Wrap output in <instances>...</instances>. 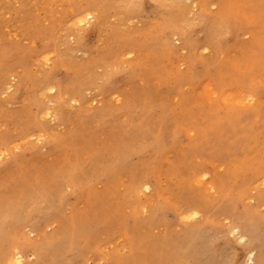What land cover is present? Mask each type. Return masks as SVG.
<instances>
[{
  "label": "rangeland",
  "instance_id": "obj_1",
  "mask_svg": "<svg viewBox=\"0 0 264 264\" xmlns=\"http://www.w3.org/2000/svg\"><path fill=\"white\" fill-rule=\"evenodd\" d=\"M4 1H6V2H4ZM8 1H10V0H0V16L2 17V18L0 17V40H2V41H0V43L6 46L5 47L6 49L4 50L5 53L0 48V59H1L0 60L1 61L0 62V67H1V69H0V85H4V84L9 83L11 81L10 79L11 78L13 79L14 76H16V74L17 75L18 74L23 75V72H25L23 76L28 81V84L26 85L28 87V88H26L28 91H26L25 96H27L29 98L31 95H32L31 97H34V96L36 97L37 94L38 95L40 94L39 93L40 88L42 87V85L40 86L41 81L39 79H41L43 77L42 75L45 71L50 69L51 63L53 62V59H54V54L57 51L59 53L62 52L61 54H63V57H68V59L70 56H72L71 58H73V59L70 58L71 63H68L67 58H64L63 61L66 60V61H64V65H66V66L72 65V67H70V68L67 66L66 69L72 68L73 72L74 71L76 72V70H80L81 68L84 70L85 66L87 65L86 64L88 61L87 59L89 58V55L86 56V54H85L87 49H89L92 46H95L97 48H96V50H94V53L91 55V56H93V58H92L93 61L90 63L88 62V64H91L92 68H91V66H89L88 69H86V71L84 70L86 72V74L81 73L79 71H78L79 73L77 72L78 74H81L83 77V79L80 77L82 79V81L81 80L80 81L78 80V81H79V83H81L80 89H81V91H83V94H85V96L83 95L85 99L81 103H79V102L75 103V104L72 103V106L74 108H78V109L83 111L82 114L84 116L80 120L81 123H83L88 118L87 121H85L83 124H81L80 122H78L77 124L74 123L75 125L65 124V123L60 124L59 122H56V121L51 122L50 119H48V118H47V120H48L49 124L47 123V120L44 121L45 124H47L46 127L48 129H50L48 131L49 133L57 135L58 137L63 138L65 140V142H66L65 144L68 145L67 150H66L67 151L66 155H64V151H62V150L57 151V152H52L50 150H47L46 148H42L43 141L42 142L37 141V143H35L37 140L36 135H39V131L37 129H34L33 126L31 125L30 121L28 120V115L25 113V106L21 105V104H11L10 94L13 92V90H12L13 88L6 90L5 92H3V90H0V116L1 117L3 116L2 118H0V125H2V126H0V137H1L0 138V142H1L0 148L9 149L12 146L14 148L18 147V148H15L14 151L19 153L21 149L26 148V147L27 148L30 147L32 145V143H34L38 147H40V152L37 154H32L30 152L27 153V159H29L28 163L25 162L24 164H17V165L14 164L11 167H9V169L7 170L9 172V174H8V172L4 173V174H0V196H1L0 197V204L1 205L4 206L7 204L6 199L8 197L9 198L11 197L10 199L13 202L18 200V199L23 198L22 197L23 193H24V195L27 194V196H30L32 193L34 194L38 191H47V192L51 191L50 193L54 197L57 194V192L60 190L61 185L58 184L59 182L54 183L53 181H51L52 180L51 176L56 171H63L64 169L66 170L65 167H68V165H66L67 162L68 163H70V162H72V163H84L87 165V169L92 170V171L97 170V169L99 170L100 168H102V166L104 167L110 161V156H112L116 152H121L126 147H132L133 145L136 144L137 138L142 139L143 137L150 134V132H158L161 128L160 127L161 121L157 120L159 110H160L161 106H166L168 108L170 117L172 116L171 118H169L170 120H168V122L169 123L171 122V123L169 124L167 122L164 125L166 131L168 132L175 124H180V125L186 126L187 130H190L192 132V134H195L196 138H198V139H200L202 136H204L210 132H214L217 135V139H218L219 127H222L223 130L221 133L225 137H227V134H229L233 129H235L237 127V122L235 120V117L242 115V119H243L242 124H244V127H242V141L244 142V143H242V152H236V151L230 150V149H227L224 151V149H221L219 147L216 148L218 150V152L220 153L219 155H218L217 151L213 148H211V149L205 148V150H207L206 152H205V150L200 151L199 147L202 145V143H193L190 138H188V141H187L189 143H184V145H183L184 150H185L184 153L179 151V147L171 146L172 147V149H170L171 152L167 155V158H168L170 164L164 165L160 169V172H159V174H160L159 175L160 176L159 184L161 186L160 197L156 196L155 194H150V192H145V193H143V195L140 194V196L136 197L137 199L136 198L132 199V201H133V202H131L132 205L136 202L137 203L140 202L141 205L145 204V205H147V207H149V209H151L152 206H154L155 204H159V201L162 200L164 202L165 201L169 202L170 204H172L174 206L181 207L184 210L187 208H190V207H193L198 211L206 209L207 214L209 216H211V220L215 223L216 227H218V228L224 227L225 228L226 225H228L229 223H232L231 214H229V212H227L225 210V207H219L217 205L212 206V204H211L212 201L218 202L220 200V198H219L220 195L223 194L224 197H226L229 200L235 198L236 196H240L241 203H240L239 208L242 211H244V210L245 211H252L254 214H256L258 216H264V201L262 202L259 200V196L261 194H264V186L255 188L254 185L256 184V182H254V180H253V177L256 176L258 172L263 173L261 178H264V129H261L258 122H257L260 118H262V116H264L263 115L264 104H263L262 98H256V103L248 105V107H245L243 109L234 108L233 110L230 111L226 107L219 106L213 112L209 111V109H207V108H210V105L208 107V105H207L208 101L205 97L206 94H204L205 92L203 89V84H201V82H202L201 80H203V77H201L199 80H197L198 82H196V84L190 85V81H187L188 76L186 75V73H187L188 65H189V54H190L189 51L187 49L184 50L182 47H180L179 41H174L175 43H173V44H175L176 47H180L178 55L175 58H168V57L160 56L159 55L160 51L158 50V47L156 45L157 44V38L154 36V34L148 32L147 29L145 30L144 22L140 21L138 18H136L132 14L126 15L125 17L122 18L115 11L111 10L110 13L105 16L106 25L104 23L103 27L106 26V29H105V27L104 28L102 27V31H101L102 33H100L99 35H97L94 31H90L87 26H83V27L82 26H80V27L74 26L73 24H71L72 22L71 23L70 22L62 23L60 26H64L65 30L63 33H61L59 31L60 26L57 23L51 21L48 10L46 8H44V6L41 5L42 3L40 4L39 1L27 0L28 2H26V0L25 1L24 0H15V1L19 2V5L14 0H11L10 2H8ZM213 1L216 3V5L212 6L210 8V10L212 9L211 11L216 13L219 11V8H220L218 5L223 4V0H213ZM224 1L227 2L228 0H224ZM11 2H14V3H11ZM28 3L30 4V6ZM34 3L35 4L37 3V4L35 5ZM229 3L231 4V6H233L234 10L241 11L245 17H249L250 19H256L257 17H259L258 18L259 21L258 20L256 21L258 24H256V22H255V24L258 25L257 26L258 30H256L257 33L255 32V35H257V36H256L255 42L253 41L257 45L255 47L251 46V44L253 42H251V44L249 43L250 38H248V36L243 37V40L245 42V47L248 49H246V50L243 49L241 52H239L240 58L231 62L230 64H228V65H230V68H228L227 66L223 68V70L225 72V76L219 77L217 74H215L214 77H212L213 78V84H214V87L216 88L217 87L216 83H218V84L224 83L226 85V88H227L229 82H240L242 84V87L247 92H252L256 88H264V0H238V1L237 0H229ZM20 4L26 5L28 10H30V12H32V10H33V13H31V15H32L31 17L26 16V14H23L22 11H20ZM16 5H17V7H15ZM34 5L36 6L37 9L35 8ZM5 10H8V11H5ZM34 12H36V13H34ZM13 13L14 14L16 13L15 16ZM46 14H48V15H46ZM188 14H189V17H188ZM188 14H187V19L189 20L188 24H191V25H188L186 28H187V30H190V29H193L195 27L196 14H195V11L193 12V10L190 11ZM246 14H248V15L246 16ZM20 16L26 17V20H25V18L20 17ZM6 17H8V19H6ZM132 18H134V19H132ZM2 19H4V20L1 21ZM108 19H109V22H107ZM128 20H130V21H128ZM21 22H23V24ZM9 23L13 24V26H11V24L9 26ZM68 23H69V25H68ZM28 24H30V25H28ZM108 24L111 28L108 26ZM141 26L144 28H142ZM78 28L80 30H78ZM131 28H133L134 30H132ZM126 29L131 30V31H126ZM110 30H112V31H110ZM117 30H119V31H117ZM140 31H141V33H140ZM72 32H73V35L71 34ZM145 32H146V34H145ZM13 34H18V35L16 36ZM59 34H60V36H59ZM98 36H100V38ZM37 37H38V39H36ZM122 37H123V39H122ZM98 38L100 40L102 38V40L101 41L99 40V42H95L98 40ZM138 38H139V40H138ZM153 39H154V42H153ZM24 40H26V41H24ZM36 40L38 42H36ZM63 40H64V42H62ZM145 40L147 43L149 41L150 42L147 44L145 42ZM77 41H78V43H79V41H81L84 44H83V46L81 45L83 48L81 46H79L77 48L79 51L76 50V52L77 51L78 52L76 54H74V57H73V54H72L73 52L72 53L69 52V49H70L69 46L75 45V43H77ZM1 44H0V47H1ZM61 44H63V45H61ZM151 44H153V47ZM32 45H34V46H32ZM118 46H120V47H118ZM17 48H18V50H17ZM19 50L21 53L17 52ZM26 50L29 52H27ZM9 51L12 54L9 53ZM25 51L27 53H25ZM33 51H34V53H33ZM141 51H142V53H140ZM236 51H234V52H236ZM66 52H68V53L66 54ZM148 52H150V54L152 56L150 58V61L145 60L146 61V67L149 66L151 69H153L154 72L143 74L142 77L138 80L134 79V80H128V81H125L123 83H120V84H118L119 88L117 90L111 89L108 93H106V95L105 94L101 95V93L98 91V89H95V86L88 84V81L91 78H99L97 81L98 84L99 85L103 84V82L106 79L105 75L110 70L108 67H105V66L116 64L119 66L120 70L126 71L128 69L129 64H133L135 62L143 61V59H144L143 57H146L145 55ZM52 53H54V54H52ZM20 54H21V56H20ZM22 54H24V55H22ZM27 54H29V55H27ZM47 54H49V55H47ZM84 54H85V56H84ZM102 54H104V55H102ZM121 54L122 55L124 54V55L122 56ZM154 54H156V55H154ZM43 55L47 56L48 62L45 61V59L43 58L44 57ZM215 55H218V57H217L218 60H220L221 58H223L224 60L226 59V57H224L223 55H221L217 52L215 53ZM31 56H33L34 58ZM121 56H122V58H121ZM213 56H214V54H213L212 49L208 50L207 52H205V51L202 52L200 54V56H198V62L200 64V66H202L204 64V62L207 61V62H205L206 66L211 67L210 64L214 59ZM19 57H20V59H19ZM50 58H51V61H49ZM35 59H37V60H35ZM38 60H40V61L43 60V63L39 61L40 64H38V62H37ZM79 60L83 61V62L79 63ZM10 62H12V64ZM19 62H20V64H19ZM33 62L35 64H38L39 66L35 65ZM96 62H97V64H96ZM99 62H101V63H99ZM77 63H79L78 64L79 66L76 65ZM1 64H2V66H1ZM37 67H38V69H37ZM77 67L79 69H77ZM31 68H32V71H31ZM7 69H8V71H7ZM39 69H40V71H39ZM72 69L70 71H72ZM4 70H5V72H3ZM41 70L43 71L42 74H41V72H42ZM93 70L96 73L93 72ZM91 72H93V73H91ZM32 73H33V75H32ZM170 74H172V77H175L178 79L176 81L177 85L173 82L172 78L170 77ZM88 75L90 76V78H87ZM201 75H202V72L199 76H201ZM117 76H119V75H117ZM31 77L35 78L34 84L32 83ZM120 80H122V79H120ZM33 81H34V79H33ZM37 84H39V85H37ZM83 84H84V87H82ZM173 84H175V85H173ZM33 86H34V88H33ZM38 86H39V88H38ZM4 87H6V86L4 85L3 88ZM29 87H31L32 89L31 88L29 89ZM93 89H95V91ZM134 89H137V91ZM154 90H156L155 91L156 93L154 92ZM72 91L73 90L71 89L70 93H73ZM84 91H86V92L84 93ZM139 91H140V93H139ZM199 92H201V93L199 94ZM48 94H46L45 97H48ZM153 94H154V96H153L154 98L158 97L157 99L155 98L156 101L152 98ZM70 95H72V94H70ZM118 95H119V97H118ZM163 95H164V97H163ZM49 96L53 97L54 95L49 94ZM124 97H127L128 101ZM144 97H146V98H144ZM48 98H46V99H48ZM129 98H131V99H129ZM120 99H122L123 101ZM150 99L151 100L153 99V101H151ZM129 100L131 102H129ZM204 101H205V103H204ZM126 102H127V104H125ZM163 102H164V104H163ZM166 102H168V103H166ZM121 103H123V105ZM155 103H157V104H155ZM78 105H80V106L78 107ZM132 105L135 107L137 106L138 108L148 107L147 105H149V107L153 106L151 108H152V113L154 114V117L151 118L149 116V118H147L148 120L145 122V124L142 125V127L140 129H137V128L135 129L134 124H133V119H134L133 117L128 118V120H125L126 117L122 114L123 110H125L128 106H132ZM82 106H83V108L84 107H86V108L83 109ZM16 108H18V109H16ZM117 108H119V109L117 110ZM158 108H159V110H158ZM6 110H8V111H6ZM18 112L20 115L18 114ZM155 112H156V115H155ZM173 113H175V114L178 113V114H176V115L174 114V116H173V115H171ZM6 114H8V115H6ZM99 115H101V116H99ZM18 116H20V117H18ZM176 116H178V117H176ZM98 117H100V118H98ZM105 117H107V118H105ZM117 117H118V120H117ZM155 118H156V120H155ZM4 119L7 121V122L5 121L6 123H4ZM174 120H176V121H174ZM13 121H15V122H13ZM105 121L107 123H105ZM95 122H97V124ZM3 123H4V125H3ZM23 123H24V126H23ZM27 123L30 125V127H28L29 125H27ZM90 123H91V125H90ZM121 124H123V125H121ZM151 124H153V125H151ZM154 124H155V126H154ZM76 125H78V126L75 127ZM162 125H163V123H162ZM25 126H26V128H24ZM67 126H69V127L67 128ZM83 126H84V128H82ZM122 126H125V127H122ZM13 127H14V130H13ZM90 127H92V129H95V130L92 131ZM102 127H103V129H101ZM104 127H105V129L107 127V130H105ZM144 127H147L148 129L144 128ZM29 128H31V129H29ZM78 128L79 129L82 128L81 130H83L85 132H83L81 130H77ZM87 129H90L91 131L87 130ZM108 129H110L109 131H111V132H109ZM150 129H152V130H150ZM115 130L118 132L117 134H115L116 133ZM138 130H139V132H138ZM23 131L24 132L28 131L27 133L30 135V137L28 139L23 140L21 137H19ZM95 131H97V132H95ZM127 131L128 132L131 131V132L127 133ZM144 132H146V133L144 134ZM111 133H112V135L114 133V135L112 136ZM61 134H63V135H61ZM79 134H81V135L79 136ZM107 134H109V135H107ZM137 134L141 135V136H138ZM4 135H7V137L9 138V141H10L9 144H7V143L3 144L2 136H4ZM76 135H78V136H76ZM115 135H116V138H115ZM229 135L232 138V134L230 133ZM63 136H65V137H63ZM110 136L112 139L111 142H109ZM129 137H130V139H129ZM72 138H74V139H72ZM133 138H135V139H133ZM20 139H22V140H20ZM131 139H133V140H131ZM15 140H16V143H15ZM84 140L85 141L88 140V141L85 142ZM23 141H26V142H23ZM76 141H78V142L76 143ZM122 141L124 142L125 145L122 144L123 143ZM131 141H132V143H131ZM78 143H79V145H78ZM83 143H84V145H83ZM114 143H115V145H114ZM120 143H121V145H120ZM1 144H3V145H1ZM111 144H112L113 148L111 147ZM217 144H218L217 146H220V143H217ZM5 146H7V147H5ZM98 146H100V147H98ZM197 146H198V148H195ZM72 147H73V149H72ZM76 147H79V148L76 149ZM92 147H94V148H92ZM87 148H89V149L87 150ZM7 149H4V150L7 151ZM99 150H100V152H99ZM113 150H114V152H112ZM82 151H84V152H82ZM68 152H69V155H68ZM85 152L88 154L91 153L92 155H95L96 156V157H94L95 162H94L93 158H90V157H92V155L90 154L88 156V154H86ZM108 152H109V155H108ZM79 158L81 159V161L79 160ZM100 158H104V159L101 160ZM72 160H74V161H72ZM91 160H92V162H91ZM132 160L134 161L132 163L137 162V159L135 157L134 158L132 157ZM98 162L99 163L101 162L102 165H101V163L99 164ZM202 168H205L210 172L211 176L209 177L208 182L211 183V181H212L213 186H214L213 190L206 191L203 188H201V186L197 185L195 182L193 183V181L196 180V174ZM33 169H34V171H33ZM36 169L37 170L39 169V170L37 171ZM21 170H23V172ZM10 171H12L13 173ZM134 171L135 172L133 174L138 173L136 175V179H135V181L138 182V180L141 178V174H142L143 170L139 169V170H134ZM45 172H47V173H45ZM130 172H133V171L124 170L121 172L122 173V178H121L122 182L120 185H118V183H116L114 181H103V182L98 181V182L93 183V186H94L93 192L94 193L92 195L94 197V201H96L97 203L94 204V206H92V208H90V209L85 208L83 210L84 221L90 225H94L95 228H97L98 230H100L101 228L103 230L98 231L99 233L96 237L97 239L94 238L95 240L87 238L84 236V234H81L80 238H79L80 240L78 239L79 243L82 244V243L87 242L89 248H98L99 247L100 249H102L104 251V253L106 255H108V253H110V251L112 252L114 250H117L122 254L128 253V250H129L128 243L130 241V237H127L126 234L124 233L125 232L123 229L124 226L122 224H119V223L115 224V222H113V221H115V220L119 221L118 220L119 217L123 218L122 215H124V217H125L131 211L129 203L127 204L128 199H126L124 201L122 196H121L122 192L125 193L126 184L130 181L129 180V177H130L129 173ZM25 174L28 176H26ZM25 177H28V178H25ZM138 177H140V178H138ZM7 178L9 179V181H11L13 187L15 186L14 188H17L15 190H13L14 192H11V195H9V192H7L5 189H3V187H4L3 185L6 183ZM210 178H212V180ZM27 179L29 181H26ZM20 180H22L23 182ZM29 182L30 183L33 182L35 185L33 183L30 184ZM18 184H20V187ZM39 184H41V186ZM55 184H56V186H55ZM17 185H18V187H17ZM34 186L36 187L35 189H33ZM44 186H46V187L44 188ZM107 186H109V187H107ZM114 186H115V188H114ZM21 187L26 188V189L29 188L30 191H29V189H27V190L22 189ZM51 187L54 189L53 192H52ZM58 187H59V189H58ZM19 188H21L20 191H18ZM46 188H48V189H46ZM56 189H58V190H56ZM13 193H16V194H13ZM12 194H13V196H12ZM17 194H18V196H17ZM4 197H5V199H4ZM105 198H106V201H105ZM107 198H108V200H107ZM2 200L6 204H3ZM121 205H122V207H121ZM83 206H88V205L84 204ZM119 208H121V210ZM57 209H58V207H57ZM91 210H93V212ZM118 210H119V212H117ZM151 212L146 213V211H143L141 209V207L137 208L136 214H137V218H138V224L136 225V231H135L136 234L135 235L133 234V235L136 237L139 236L137 238L142 240V241H146V242L149 241V249L151 247L152 251L148 249V251H151V253H148V251L146 253L148 254L147 257L153 259V261H152L153 264H162V263L167 264L165 262L167 255H165L166 256L165 257L163 254V250H162V249L165 250V248L161 247V246H163L162 242H163L164 237L170 236V237H173L174 239L183 238L184 237V232H183L184 229L198 227L199 225H201L202 217L198 216L196 219L190 220L187 223H179L177 221L172 220V223L170 224L171 219L173 218V216L170 215L168 218V221H169L168 227L162 226V225H154L153 227H151L147 224V220L149 218L148 215H151ZM112 215H115L116 219L113 218ZM58 216H60V218L58 217L59 218L58 220L62 221L64 223V225L67 224V225H65V228L67 227L68 229L70 227H72V225H73V223H75V221H77V219H75V217L70 216V214L68 213V210L64 213L59 212ZM98 218H99V220H98ZM106 221H109L111 223L113 222L112 224L114 225L113 226L111 224L112 228L110 230H108V232H105ZM71 223H72V225H71ZM52 227H53L52 230L54 228H57V227H55V225H53ZM67 228H66V230H67ZM207 229H209V230L207 231ZM52 230H51V228H48L45 233L51 234L50 232ZM134 230H135V228H134ZM203 230L205 232L206 238H205L203 245L200 246L201 249L199 250V251H201V254L203 255V256L200 255L201 259H207V260L211 261L212 263L220 262L218 264H226L227 260L229 261V259L235 258L233 256V254H231V251L228 250V248L225 246V242H224L225 236H224L223 232L217 231L216 229H214L210 225H206ZM29 231L30 230H27L26 234H28L31 241L32 240H39V238L36 236L35 233H33L32 231H30V232ZM112 234H114V235H112ZM111 236H114V237H112V239H111ZM142 236H143V238H142ZM234 236L237 237V235H234ZM155 238H157V239H155ZM92 241H94V242H92ZM152 241H154V242H152ZM156 241L158 243L161 242L160 245H156V243H157ZM197 243H200V241L198 240ZM152 245H156V246H153L156 251L153 249ZM233 245H234V242H233ZM210 247H215L216 252L219 255H221V258H217V254H215L214 252H211L209 250ZM159 248H161V249H159ZM174 248H177V249H174ZM229 248H231V247H229ZM157 249L160 250V251L158 250V252L160 253V256H164V257H161V258H159L160 256L157 257L158 256ZM174 250H177V251H174ZM235 250L237 253L236 257L241 261L242 256H243L241 245L236 244ZM153 252H154V254H153ZM181 252H183V251H179L178 246H176V247L172 246V249L169 248V251H168L169 255L175 256V258H174L175 261L174 260L172 261L173 264H183V262L185 264L186 262H188L191 259L192 253H189V255L191 254L190 257L188 256V254H187L188 257L185 256V254H183L184 257H182ZM155 253H157V254L155 255ZM30 255H31V253H28V258L25 259L23 264H26V263L33 264L34 261L36 262L35 258H33L32 256L29 257ZM151 256H153V257H151ZM154 257H155V260H154ZM179 258L180 259L183 258V259L180 260ZM157 259L158 260L161 259L162 261L161 260L158 261ZM178 259H179L180 263L177 262ZM73 261L77 264H81V263L82 264H94L92 259L91 260L88 259V261H86V262H82V261L78 262V260H75V259H73ZM73 261L71 260L69 262L74 264ZM101 263L107 264L106 261H102Z\"/></svg>",
  "mask_w": 264,
  "mask_h": 264
},
{
  "label": "bare ground",
  "instance_id": "obj_2",
  "mask_svg": "<svg viewBox=\"0 0 264 264\" xmlns=\"http://www.w3.org/2000/svg\"><path fill=\"white\" fill-rule=\"evenodd\" d=\"M10 1H8V2H10ZM30 1H33V0H30ZM37 1H39L40 4L42 3L41 5L44 6V8H46L48 10L51 21L57 23L59 26L64 22H70V23L72 22L71 24H73L74 26H78V27L87 26L90 31H94L97 35L102 33L101 31H102V27L105 23V16L108 15L111 10L115 11L122 18L125 17L126 15H129V14L134 15L140 21L144 22L145 30L147 29L148 32L154 34V36L157 38V44L156 45L158 47V50L160 51V53H159L160 56L168 57V58H175L179 53L180 47H182L184 50L187 49L189 51V53H190L189 54V65H188V70L186 73V75L188 76L187 81H190V85L196 84V82H198L197 80H199L201 77H203V80H201L202 81L201 84H203V89L205 92L204 94H206L205 97L208 101V104H207L208 107L210 105V108H207V109H209V111L213 112L219 106L226 107L230 111L233 110L234 108L243 109L245 107H248V105L256 103V98H262L263 104H264V88H256L252 92H247L242 87V84L240 82H229L227 88H226V85L224 83H220V84L216 83V86L218 88L214 87L212 77H214L215 74H217L219 77L225 76V72H224L223 68L226 66L228 68H230V65H228V64H230L231 62L240 58L239 52H241L243 49L244 50L248 49L245 47V42L243 40V37L248 36V38H250L249 43L251 44V42H253V41L255 42L256 36H257V35H255L256 30H258L257 29L258 25H256L258 23L256 21L258 20L259 17H257L256 19H250L249 17H245L241 11L233 9V6H231V4L229 3V0L227 2H225L223 0V4L218 5L220 8H219V11L216 13L211 11L212 9L210 10V8L212 6L216 5V3L213 0H37ZM4 2H6V1H4ZM15 2H17V1H15ZM26 2H28V1L26 0ZM11 3H14V2H11ZM17 3L19 5V2H17ZM29 6H30V4H29ZM15 7H17V5ZM35 8H36V6H35ZM192 10H193V12L195 11V14H196L195 27L193 29L187 30L186 27L188 25H191V24H188L189 20L187 19V14ZM5 11H8V10H5ZM20 11H22V13L26 14V16H28V17H31L32 16L31 13H33V10H32V12H30V10H28L27 6L24 4H20ZM34 13H36V12H34ZM15 14H14V16H15ZM46 15H48V14H46ZM247 15L248 14H246V16ZM20 17H23V16H20ZM188 17H189V14H188ZM23 18H25V20H26V17H23ZM134 18H132V19H134ZM6 19H8V17H6ZM3 20L4 19H2L1 21H3ZM128 21H130V20H128ZM107 22H109V19L107 20ZM255 22H256V24H255ZM11 23H9V26ZM21 23L23 24V22H21ZM109 24H108V26H109ZM28 25H30V24H28ZM68 25H69V23H68ZM105 25H106V23H105ZM11 26H13V24H11ZM104 27L106 29V26H104ZM144 27H142V28H144ZM131 29L134 30L133 28H131ZM64 30H65L64 26L59 27V31L61 33H63ZM78 30H80V29L78 28ZM110 31H112V30H110ZM117 31H119V30H117ZM126 31H131V30L126 29ZM140 33H141V31H140ZM60 34H59V36H60ZM71 34L73 35V32ZM145 34H146V32H145ZM13 35L17 36L18 34H13ZM98 37L100 38V36H98ZM99 38H98V40L96 39L97 41H95V42H99V40H100ZM36 39H38V37ZM122 39H123V37H122ZM101 40H102V38H101ZM138 40H139V38H138ZM146 40H145V42H146ZM0 41H2V40H0ZM24 41H26V40H24ZM174 41H179L180 47H176V45L173 44V43H175ZM36 42H38V41L36 40ZM62 42H64V40ZM153 42H154V39H153ZM254 42L251 44V46H253V47H255L257 45ZM77 43H78V41H77ZM77 43H75V45H73V46H69L70 47L69 52H71V53L73 52L72 53L73 57H74V54H76L79 51L77 48L81 45L83 46V44H84L81 41H79L78 44ZM61 45H63V44H61ZM151 45L153 47V44H151ZM32 46H34V45H32ZM5 47H6L5 45L1 44L0 48L3 52L6 49ZM118 47H120V46H118ZM96 48L97 47H95V46H92L89 49L86 48L87 51L85 52V54H86V56L89 55V58L88 59L86 58L88 61L86 63L87 65L84 68L85 71H86V69H88L89 66H91V64H88V62L90 63L93 61L92 60L93 56H91V55L94 53V50H96ZM205 48H207L208 50H210V49L213 50L214 59L212 62L210 61L211 67L206 66L205 62H207V61H205L202 66H200V64L198 62V56H200V54L202 52H204ZM17 50H18V48H17ZM76 50H78V51L76 52ZM26 51H25V53L29 52V51H27V52ZM234 51H236V52H234ZM17 52H20V50ZM216 52L223 55L224 57H226V59L224 60L223 58H221L220 60H218V58H217L218 55H215ZM9 53H11V52L9 51ZM33 53H34V51H33ZM61 53H59L58 51L55 54L52 53V54H54V59H53V62L51 63L50 69L45 71L44 73L42 71L43 69L41 70L42 71L41 74L43 73V75H42L43 77L41 79H39L41 81V83L39 82L40 86L42 85V87L40 88V92H39L41 94V95L39 94L40 96L38 94L36 95V97L35 96L31 97L32 96L31 95L30 98L25 96L26 91H28L26 89V88H28L26 86L28 84V81L23 76L25 73V72H23L24 71L23 69H22L23 75H21V74L17 75L16 74V76H14L13 79L12 78L10 79L11 81L9 83L6 82L7 84H4L6 87L3 88L4 85H0V90H3V92H5L6 90L13 88L12 89L13 92L10 94L11 104H21V105L25 106V113L28 115V120L30 121L33 128L37 129L39 131V135H36L37 140L35 143H37V141H39V142L43 141L42 148H46L47 150H50L52 152H57V151L62 150V151H64V155H66L67 154L66 150H67L68 145L65 144L66 143L65 140L63 138L58 137L57 135L49 133L48 131L50 129H48L46 127L47 124H45L44 121L47 120V118H48V119H50L51 122L56 121V122H59L60 124L65 123V124L75 125L74 123H76V124L78 122L81 123L80 120L84 116L82 114L83 111L78 109V108H74L72 106V103H73V100H75L76 103H78V102L81 103L85 99L84 98L85 94H83V91H81V89H80L81 83H79L80 80L82 81L83 77L81 74H78V73L81 72V73L86 74V72L82 68L80 70H76V72L75 71L73 72L72 68H71L72 71H70L71 69H66L67 66L70 68V67H72V65L71 66L64 65V61H66V60L63 61V59L64 58L68 59V57H63V54H61ZM67 53L68 52H66V54ZM140 53H142V51ZM29 54H27V55H29ZM85 54H84V56H85ZM104 54H102V55H104ZM147 54L145 55L146 57H143L144 58L143 61H139V62H135L133 64H129L128 69L126 71L120 70L119 66L116 64L105 66V67H108L110 70L105 75L106 79L103 82V84L102 85L98 84L97 81L99 78H91L90 80L88 79L89 80L88 84L95 86V89H98V91L101 93V95H103V94L106 95V93H108L111 89L117 90L119 88L118 84H120V83H123V82L128 81V80H134V79L138 80L142 77L143 74L154 72L153 69H151L149 66L146 67V61L145 60L150 61V58L152 56L150 54V52H148ZM22 55H24V54H22ZM47 55H49V54H47ZM154 55H156V54H154ZM20 56H21V54H20ZM122 56H121V58H122ZM31 57H33V56H31ZM45 57H47V56H44L43 58L45 59ZM71 57L72 56H70L69 59L67 60L68 63H71L70 62ZM19 59H20V57H19ZM37 59H35V60H37ZM71 59H73V58H71ZM47 60H48V58L45 59V61H47ZM39 61L40 60L37 61L38 64H40ZM49 61H51V58ZM40 62L43 63V60ZM81 62H83V61L79 60V63H81ZM10 63L12 64V62H10ZM79 63H77L76 65H78ZM99 63H101V62H99ZM19 64H20V62H19ZM38 64H35V65H38ZM96 64H97V62H96ZM1 66H2V64H1ZM91 68H92V66H91ZM0 69H1V67H0ZM37 69H38V67H37ZM77 69H79V68L77 67ZM7 71H8V69H7ZM31 71H32V68H31ZM39 71H40V69H39ZM3 72H5V70ZM93 72H95V71L93 70ZM93 72H91V73H93ZM201 72H202V75L199 76L201 74ZM32 75H33V73H32ZM117 75H119V76H117ZM88 76H87V78H90V76L89 77ZM34 77L33 78L31 77L33 84L35 82ZM170 77L172 78L173 82L177 85L176 81L178 79L175 77H172V74H170ZM33 79H34V81H33ZM120 79H122V80H120ZM175 84H173V85H175ZM37 85H39V84H37ZM82 87H84V84ZM30 88L31 87H29V89ZM33 88H34V86H33ZM38 88H39V86H38ZM53 88L55 89V91H50V89H53ZM71 89L73 90L72 91L73 93H70ZM95 89H93V90L95 91ZM134 90L137 91V89H134ZM155 91L156 90H154V92ZM85 92L86 91H84V93ZM48 93L51 95H54V96L51 97V96H49ZM139 93H140V91H139ZM200 93L201 92H199V94ZM46 94H48V97L50 99L48 97H45ZM70 94H72V95H70ZM154 94L152 95V98L155 100L156 97L155 98L153 97ZM118 97H119V95H118ZM163 97H164V95H163ZM249 97H251V100H249ZM46 98H48V99H46ZM124 98L127 99V97H124ZM144 98H146V97H144ZM129 99H131V98H129ZM153 99L152 100L150 99V100L153 101ZM120 100H122V99H120ZM127 101H128V99H127ZM129 102H131V101L129 100ZM157 103H155V104H157ZM166 103H168V102H166ZM204 103H205V101H204ZM121 104L123 105V103H121ZM125 104H127V102ZM163 104H164V102H163ZM133 105L128 106L125 110H123L122 114L126 117L125 120H128V118L133 117L134 118L133 124H134L135 129L136 128L140 129L142 127V125L145 124V122L148 120L147 118H149V116L151 118L154 117V114L152 113V108H151L153 106L149 107V105H147L148 107L138 108L137 106L135 107ZM79 106L80 105H78V107ZM82 108H83V106H82ZM85 108L86 107H84L83 109H85ZM16 109H18V108H16ZM118 109L119 108H117V110ZM158 110H159V108H158ZM6 111H8V110H6ZM18 114H19V112H18ZM174 114L175 113H173L171 115L174 116ZM176 114H178V113H176ZM6 115H8V114H6ZM155 115H156V112H155ZM263 115H264V112H263ZM99 116H101V115H99ZM2 117L0 116V118H2ZM18 117H20V116H18ZM171 117H170L168 108L166 106H161L160 110H159L158 118H157V120L161 121L160 130L158 132H150V134L143 137L142 139L137 138L136 144L133 145L132 147H126L121 152L114 153L112 156H110V161L104 167L102 166V168H100L99 170L98 169L94 170V171L88 170L87 165L84 163H72V162L68 163L67 162L66 165H68V167H65L66 170L64 169L63 171H56L51 176V178H52L51 181H53L54 183L59 182L58 184L61 185L60 190L57 192V194L54 197L50 193L51 191L50 192L38 191L34 194L32 193L30 196H27V194L24 195V193H23L22 194L23 198H21V199L17 198L18 200L14 201V202L10 199L11 197L10 198L8 197L6 199L7 204L4 203V201L2 200L3 204H6V205L3 206L0 204V264H12V262H14L17 255H19L22 262H24L25 259L28 258V253H31V255L29 257L32 256L33 258L36 259V262L34 261L33 264H72L69 261H71V260L73 261V259L78 260V262H80V261L86 262V261H88V259H90V260L92 259L94 264H100L102 261H106L107 264H153L152 263L153 259L147 257L148 254L146 253L149 249V241L148 242L142 241V240L137 238L139 236H137V237L134 236L136 234L135 233L136 225L138 224V218H137V214H136L138 207H141V209L143 211H146V213L152 211L151 215H148L149 218L147 220V224L151 227H153L154 225H162V226L168 227L169 226L168 218L170 215L173 216L170 224L172 223V220L177 221L179 223H187L190 220L196 219L198 216L202 217L201 225H199L198 227H195V228L184 229V231H183L184 237L183 238L174 239L173 237H170V236L164 237V239L162 238L163 239V242H162L163 246H161V247L165 248V250L164 249H162V250H163L164 256L167 255V257L165 256L166 257L165 262L167 264H173L172 261L175 258V256H170L168 253L169 248L172 249V246L173 247L178 246L179 251L184 252V253L181 252L182 257H184L183 254H185V256H187V254H188V256L190 257L191 254L189 255V253H192L191 259L188 262H186L185 264H218V263H220V262L212 263L211 261H209L207 259H201L200 258V255L203 256L201 254V251H199V250L201 249L200 246L203 245L205 238H206L205 232L203 230L206 225H210L211 227H213L217 231H221L224 233L225 246L228 248V250L231 251V254H233V256L235 257V258L229 259V261L227 260L226 264H264V216H258L256 214H254L252 211H245V210L242 211L239 208L240 203H241L240 196H236L235 198L229 200L226 197H224V195L222 194V195H220V197H219L220 200L218 202L212 201V203H211L212 206L217 205L219 207H225V210L227 212H229V214H231L232 223H229L228 225H226L225 228L224 227L223 228L216 227L215 223L211 220V216H209L207 214L206 209L198 211L195 208L190 207V208H187L184 210L181 207L174 206V205L170 204L169 202H166V201L164 202L162 200L159 201V204H155L154 206H152L151 209H149V207H147V205H145V204L141 205L140 202H138V203L136 202L132 205V203H131V202H133L132 199H135L136 197L140 196V194L143 195V193H145V192H150V194H155L156 196L160 197L161 186L159 184V178H160L159 172H160V169L164 165L170 164L169 160L167 158V155L171 152V150H170V149H172L171 146L179 147V151L184 153L185 150H184L183 145H184V143H189L187 141H188V138H190L193 143H202V145L199 147L200 151L205 150V148H208V149L213 148L217 151V153L219 155L220 153L216 149L217 147H219L221 149H224V151L227 149H230V150H234L236 152H242V143H244L242 141V127H244V124H242V121H243L242 115L235 117V120L237 122V127L230 132L232 134V138L229 135L230 133L227 134V137H225L221 133L223 130L222 127H219L218 139H217V135L214 132H210V133L202 136L200 139H198V138H196L195 134H192V132L190 130H187L186 126L180 125V124H175L167 132L164 125L168 122V120H170L169 118H171ZM176 117H178V116H176ZM98 118H100V117H98ZM105 118H107V117H105ZM87 119L85 121H87ZM117 120H118V117H117ZM155 120H156V118H155ZM5 121L6 120L4 119V123L7 122V121L6 122ZM174 121H176V120H174ZM13 122H15V121H13ZM257 122H258L260 128L264 129V116H262V118H260ZM4 123H3V125H4ZM47 123H48V120H47ZM83 123H81V124H83ZM95 123L97 124V122H95ZM105 123H107V122L105 121ZM162 123H163V125H162ZM27 125H29V124L27 123ZM78 125H76L75 127H77ZM90 125H91V123H90ZM121 125H123V124H121ZM151 125H153V124H151ZM0 126H2V125H0ZM23 126H24V123H23ZM154 126H155V124H154ZM28 127H30V125ZM68 127L69 126H67V128ZM122 127H125V126H122ZM24 128H26V126ZM82 128H84V126ZM90 128L92 131L95 130V129H92V127H90ZM144 128H147V127H144ZM29 129H31V128H29ZM81 129L78 128L77 130H81ZM101 129H103V127ZM104 129H105V127H104ZM152 129H150V130H152ZM13 130H14V127H13ZM87 130H90V129H87ZM105 130H107V127ZM109 130L110 129H108V131ZM81 131H83V130H81ZM117 131L115 134L118 133ZM27 132L23 131L19 137H21L23 140L28 139L30 137V135ZM83 132H85V131H83ZM95 132H97V131H95ZM109 132H111V131H109ZM129 132H131V131H129ZM129 132L127 131V133H129ZM138 132H139V130H138ZM145 133L146 132H144V134ZM61 135H63V134H61ZM80 135L81 134H79V136ZM107 135H109V134H107ZM111 135H112V133H111ZM113 135H114V133H113ZM76 136H78V135H76ZM138 136H141V135H138ZM63 137H65V136H63ZM115 138H116V135H115ZM22 139H20V140H22ZM72 139H74V138H72ZM129 139H130V137H129ZM133 139H135V138H133ZM133 139H131V140H133ZM2 140H3V144H5V143L9 144V142H10L7 135L2 136ZM111 140L112 139L110 136L109 142H111ZM87 141H85V142H87ZM23 142H26V141H23ZM77 142L78 141H76V143ZM15 143H16V140H15ZM131 143H132V141H131ZM217 143H220V146H217L218 145ZM3 144H1V145H3ZM122 144H124V142ZM78 145H79V143H78ZM83 145H84V143H83ZM114 145H115V143H114ZM120 145H121V143H120ZM5 147H7V146H5ZM98 147H100V146H98ZM111 147H112V144H111ZM15 148H18V147H15ZM15 148L13 146L10 147L9 149L4 148V149H7V151L0 148V174L7 173L8 172L7 170L9 169V167H11L14 164L17 165V164H24L25 162L28 163L29 162V159H27V153L28 152H30L32 154H37L40 152V147H38L34 143H32V145L28 148L26 147V148L21 149L19 153L14 151ZM77 148H79V147H76V149ZM92 148H94V147H92ZM195 148H198V146ZM72 149H73V147H72ZM88 149L89 148H87V150ZM206 151L207 150H205V152ZM82 152H84V151H82ZM99 152H100V150H99ZM112 152H114V150ZM86 154H88V153H86ZM90 154H88V156ZM68 155H69V152H68ZM108 155H109V152H108ZM94 157H96V156L92 155V157H90V158H93L94 162H95ZM132 157L133 158L135 157L137 159L136 163H132V162H134L132 160ZM100 159L102 160L104 158H100ZM79 160L81 161L80 158H79ZM72 161H74V160H72ZM91 162H92V160H91ZM101 165H102V163H101ZM139 169L143 170V172L141 174V178L138 177L140 179L138 180V182H136L135 179H136V175L138 173L137 174H133V173L135 172L134 170H139ZM124 170L133 171V172L129 173L130 174V177H129L130 181L126 184L125 193L124 192L121 193V196H122L124 201L126 199H128L127 204L129 203L131 211L125 217H124V215H122L123 218L119 217V219H118L119 221L115 220L116 219L115 215H112V216H113V218H115L114 219L115 221H113V222H115V224L116 223L122 224L124 226L123 227V229L125 231L124 233L126 234L127 237H130V241L128 243L129 250H128L127 254H122L119 251L114 250L112 252L110 251V253H108V255H106L104 253V251L102 249H100L99 247L98 248H89L87 242L82 243V244L78 242V239L80 238L81 234H84L85 237L90 238V239H94V238L97 239L96 237L99 233L98 231L103 230L102 228L100 230H98L97 228H95L94 225H90V224L86 223L84 221L83 210L85 208L90 209V208H92V206H94V204L97 203L96 201H94V197L92 195L94 193L93 192L94 191V189H93L94 188V186H93L94 182L114 181V182L118 183V185H120L122 182V179H121L122 173L121 172ZM21 171L23 172V170H21ZM33 171H34V169H33ZM10 172H12V171H10ZM45 173H47V172H45ZM8 174H9V172H8ZM262 175H263V173L258 172L257 175L253 177L254 182H256V184L254 185L255 188L264 186V178H261ZM26 176H28V175H26ZM210 176H211L210 172L207 169L202 168L196 174V180L193 181V183L195 182L197 185L201 186V188H203L206 191L213 190L214 186H213L212 181H211V183L208 182V179ZM25 178H28V177H25ZM210 179L212 180V178H210ZM20 181H22V180H20ZM26 181H29V180L27 179ZM32 183H30V184H32ZM18 185L20 187V184H18ZM18 185H17V187H18ZM39 185L41 186V184H39ZM3 186H4L3 189H5L7 192H9V195H11V192H14L13 190L17 189V188H14L15 186L13 187L11 181H9L8 178H7L6 183ZM55 186H56V184H55ZM45 187L46 186H44V188ZM107 187H109V186H107ZM21 188H19L18 191H20ZM35 188L36 187L34 186L33 189H35ZM114 188H115V186H114ZM22 189H26V188H22ZM27 189H29V188H27ZM46 189H48V188H46ZM51 189L53 192L54 189L52 187H51ZM58 189H59V187H58ZM58 189H56V190H58ZM29 191H30V189H29ZM13 194H16V193H13ZM13 194H12V196H13ZM17 196H18V194H17ZM4 199H5V197H4ZM107 200H108V198H107ZM259 200L262 202L264 201V194H261L259 196ZM105 201H106V198H105ZM84 204H86L88 206H83ZM57 207H58V209H57ZM121 207H122V205H121ZM119 209L121 210V208H119ZM67 210H68V213L70 214V216L75 217V219H77V221H75V223H73V225L71 223L72 227H70L69 229L66 227L67 228V230H66L65 225H67V224L64 225V223L62 221L58 220L60 218V216H58V213L59 212L64 213ZM91 211L93 212V210H91ZM117 212H119V210ZM193 214H195V215H193ZM187 217H191V218L188 219ZM98 220H99V218H98ZM112 223L109 221H106V226H105L106 230L104 229L105 232H108V230H110L112 228V226H111ZM53 225H55V227H57V228H54L52 230ZM48 228H51V230H52L50 232L51 234L45 233ZM134 228H135V230H134ZM27 230H30L33 233H35L36 236L39 238V240H32L31 241L28 234H26ZM208 230L209 229H207V231ZM112 235H114V234H112ZM234 235H237V237H235ZM112 237H114V236H111V239H112ZM142 238H143V236H142ZM155 239H157V238H155ZM198 240L200 241L201 244L197 243ZM92 242H94V241H92ZM152 242H154V241H152ZM233 242H234V245H233ZM157 243H156V245H160L161 242L158 244ZM236 244H240L242 247L243 256H242L241 261L236 257V254H237L236 250H235ZM156 245H152V247L156 246ZM229 247H231V248H229ZM153 249H154V247H153ZM159 249H161V248H159ZM159 249H157V252ZM174 249H177V248H174ZM149 250L152 251V248L150 247ZM209 250L211 252H214L215 254H217V258H221V255H219L216 252L215 247H210ZM151 251H148V253H151ZM174 251H177V250H174ZM153 254H154V252H153ZM156 254L157 253H155V255ZM159 256H160V253L158 252L157 257H159ZM164 256H160L159 258L164 257ZM151 257H153V256H151ZM179 259L177 262L180 263ZM181 259H183V258H181ZM154 260H155V257H154ZM160 260H158V261H160ZM26 264H29V263H26ZM74 264H77V263L74 262ZM183 264H184V262H183Z\"/></svg>",
  "mask_w": 264,
  "mask_h": 264
},
{
  "label": "snow or ice",
  "instance_id": "obj_3",
  "mask_svg": "<svg viewBox=\"0 0 264 264\" xmlns=\"http://www.w3.org/2000/svg\"><path fill=\"white\" fill-rule=\"evenodd\" d=\"M204 51L207 52L208 49L205 48ZM45 59H47V57H45ZM50 91H55V89H54V88H53V89H50ZM249 100H251V97H249ZM75 103H76V101L73 100V104H75ZM145 190H146V189H145ZM193 215H195V214H193ZM187 218L190 219L191 217H187ZM12 264H23V262H22V260L20 259V256H19V255L16 256V258H15L14 262H12Z\"/></svg>",
  "mask_w": 264,
  "mask_h": 264
}]
</instances>
